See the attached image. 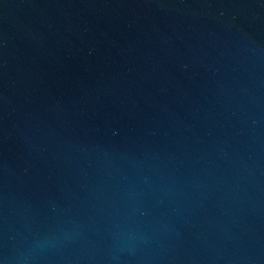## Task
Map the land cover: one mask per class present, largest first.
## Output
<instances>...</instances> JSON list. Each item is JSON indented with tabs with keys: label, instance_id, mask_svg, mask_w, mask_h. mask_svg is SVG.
<instances>
[{
	"label": "water",
	"instance_id": "1",
	"mask_svg": "<svg viewBox=\"0 0 264 264\" xmlns=\"http://www.w3.org/2000/svg\"><path fill=\"white\" fill-rule=\"evenodd\" d=\"M0 264H264V0H0Z\"/></svg>",
	"mask_w": 264,
	"mask_h": 264
}]
</instances>
